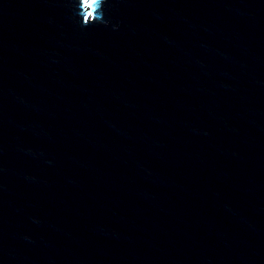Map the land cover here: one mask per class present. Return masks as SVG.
Listing matches in <instances>:
<instances>
[{
  "label": "water",
  "instance_id": "1",
  "mask_svg": "<svg viewBox=\"0 0 264 264\" xmlns=\"http://www.w3.org/2000/svg\"><path fill=\"white\" fill-rule=\"evenodd\" d=\"M0 264H264V0H0Z\"/></svg>",
  "mask_w": 264,
  "mask_h": 264
}]
</instances>
